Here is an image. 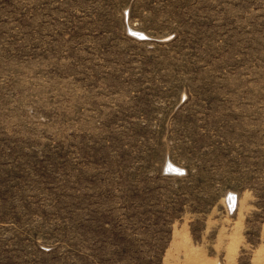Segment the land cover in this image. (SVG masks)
I'll return each instance as SVG.
<instances>
[{"label": "rangeland", "instance_id": "obj_1", "mask_svg": "<svg viewBox=\"0 0 264 264\" xmlns=\"http://www.w3.org/2000/svg\"><path fill=\"white\" fill-rule=\"evenodd\" d=\"M0 264H264V0H0Z\"/></svg>", "mask_w": 264, "mask_h": 264}, {"label": "bare ground", "instance_id": "obj_2", "mask_svg": "<svg viewBox=\"0 0 264 264\" xmlns=\"http://www.w3.org/2000/svg\"><path fill=\"white\" fill-rule=\"evenodd\" d=\"M171 167V166H170ZM175 168V167H174Z\"/></svg>", "mask_w": 264, "mask_h": 264}]
</instances>
